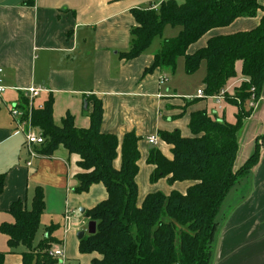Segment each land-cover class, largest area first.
<instances>
[{"label": "crops", "instance_id": "crops-1", "mask_svg": "<svg viewBox=\"0 0 264 264\" xmlns=\"http://www.w3.org/2000/svg\"><path fill=\"white\" fill-rule=\"evenodd\" d=\"M163 1L0 0V66L9 87L0 95V174H6L0 196V225L14 223L9 212L14 201L21 199L31 209L35 189L41 186L46 202L41 218V222L45 218V229L40 237L38 230L35 245L47 236L50 226H55L53 245L63 246L68 264H92V259L99 257L97 253L80 252L78 234H89L85 212L106 200L108 192L103 183L92 185L88 192H76L80 157L63 145L51 155L34 158L29 154L24 135L17 132L9 114V105L20 102L22 96L15 88L43 87L46 91L35 104L43 107L53 97V119L58 127L70 114L77 128L89 129L91 105L87 100L91 96L101 100L102 133L115 135L120 145L128 133L139 137L135 178L138 207L149 194H185L194 184L188 180L170 184L167 178L152 182L155 166L148 162L150 151L157 149L173 159V146L160 137V132L178 130L183 137L193 136L189 124L197 111H207L212 118L229 123L237 121L238 107L226 98L219 107L213 97L197 95L204 90L206 61L194 74L186 73L184 57L178 59L175 73L162 68L145 73L164 40L176 37L180 27L166 25L143 54L131 60L121 57L129 50L131 31L137 25L132 9H157ZM263 15L259 10L256 16L241 17L229 26L210 30L189 46L188 53L205 47L211 37L256 28ZM242 66L243 62L237 61L236 76L224 88L227 95H234L247 80ZM255 101L239 132L234 170L240 169L257 148L259 160L239 178L220 206L210 264H264V85ZM151 136L158 137L156 144L149 143ZM121 165L119 147L114 166L120 169ZM16 248L8 246V237L0 231L4 264H22V253L27 249Z\"/></svg>", "mask_w": 264, "mask_h": 264}, {"label": "trees", "instance_id": "trees-1", "mask_svg": "<svg viewBox=\"0 0 264 264\" xmlns=\"http://www.w3.org/2000/svg\"><path fill=\"white\" fill-rule=\"evenodd\" d=\"M259 10L264 12V0H165L157 9H132L137 25L122 58L131 60L143 54L166 25L181 28L176 37L164 40L146 74L157 68L175 73L180 57L185 58L186 73L194 74L206 61L204 93L210 97L219 94L236 76L237 61L243 62L242 73L247 80L234 95L226 94V100L238 107L236 123L197 111L189 124L193 136L183 137L178 130L160 132V137L173 146V159L157 149L150 151L148 162L155 166L152 182L161 178H167L170 184L193 181L185 194L156 192L137 206L139 137L128 133L120 145L115 135L102 133L104 109L97 97L87 100L91 105V125L86 130L77 128L70 114L61 127L56 126L51 96L42 108L33 111V123L45 138L39 153L51 155L63 145L80 157L76 192H88L97 183L107 189V199L85 212L89 223H96V232L80 239L79 250L82 254H99L92 264H210L220 206L239 178L259 160L257 148L240 169L234 170L239 132L252 112L246 103L252 96L257 100L264 85V15L252 30L211 37L205 47L192 54L188 48L210 30L229 26L241 17L256 16ZM21 104H27V100L22 98ZM119 147L122 165L117 169L114 161ZM5 180L6 174H0V196ZM45 209L44 190L37 186L32 208L28 209L21 199L14 201L9 208L14 223L0 225L11 249L26 247L22 264H58L48 254L56 242L52 236L55 226H50L47 236L35 245ZM4 261L5 253L1 252L0 264Z\"/></svg>", "mask_w": 264, "mask_h": 264}, {"label": "built area", "instance_id": "built-area-1", "mask_svg": "<svg viewBox=\"0 0 264 264\" xmlns=\"http://www.w3.org/2000/svg\"><path fill=\"white\" fill-rule=\"evenodd\" d=\"M9 89V87L5 84L4 77V69L0 66V95L5 93ZM17 91L22 93V98L27 100V104L22 105L20 102L11 103L9 105V114L15 124L17 132H20L24 135L25 143L24 147L29 152V154L38 158L41 154L38 149L45 142V138L43 136L42 130L35 126L33 123V111L38 108H42L37 106L36 99L41 95L42 92L46 91L43 87L40 86H30L27 88H15ZM254 91V89H252ZM197 95L199 97L206 98V94L204 90H199ZM215 99L216 103L219 107H221V102L226 98V92L223 90L220 91L219 94L211 96ZM255 96H252L251 101H255ZM149 143L156 144L158 142L157 136L149 137ZM31 165V162L28 163ZM48 254L50 257L58 261V264H68L65 250L62 245H52L50 249H48Z\"/></svg>", "mask_w": 264, "mask_h": 264}, {"label": "rangeland", "instance_id": "rangeland-1", "mask_svg": "<svg viewBox=\"0 0 264 264\" xmlns=\"http://www.w3.org/2000/svg\"><path fill=\"white\" fill-rule=\"evenodd\" d=\"M170 29H171V27H169ZM166 35V34H165ZM159 38H157L155 41H154V43H153V47H154V45H155V43H156V41L158 40ZM162 46V45H161ZM204 65H205V62H204ZM200 73V71L198 72V74ZM198 74H196V76L198 75ZM256 101H251V102H248V103H246V107L247 108H253V104L255 103ZM2 113H5V111H3ZM219 217H220V215H219ZM40 230H39V233H38V237H40L41 235H42V233H43V231H44V229H45V218H43V220H42V222H41V225H40V228H39ZM87 232H88V229H87ZM89 233V232H88ZM89 234H87L86 236H88ZM17 249V251H19V249L21 250H25L26 249V247L25 246H23V245H20V247L19 248H16ZM83 264H85L84 262H83ZM88 264H91V262H89L88 261Z\"/></svg>", "mask_w": 264, "mask_h": 264}, {"label": "water", "instance_id": "water-1", "mask_svg": "<svg viewBox=\"0 0 264 264\" xmlns=\"http://www.w3.org/2000/svg\"><path fill=\"white\" fill-rule=\"evenodd\" d=\"M81 211H84V210L81 209ZM88 232H89V234H93L96 232V223L95 222L89 223ZM84 236H85V231L79 232V234H78L79 239H82Z\"/></svg>", "mask_w": 264, "mask_h": 264}]
</instances>
